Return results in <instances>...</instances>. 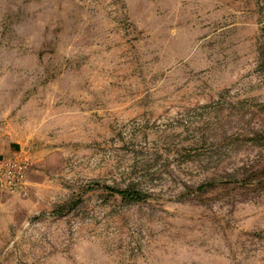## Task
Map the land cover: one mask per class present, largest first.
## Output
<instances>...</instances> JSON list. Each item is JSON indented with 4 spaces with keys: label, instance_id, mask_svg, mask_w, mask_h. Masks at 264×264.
I'll return each instance as SVG.
<instances>
[{
    "label": "rangeland",
    "instance_id": "1",
    "mask_svg": "<svg viewBox=\"0 0 264 264\" xmlns=\"http://www.w3.org/2000/svg\"><path fill=\"white\" fill-rule=\"evenodd\" d=\"M12 158L0 264H264V0H0Z\"/></svg>",
    "mask_w": 264,
    "mask_h": 264
},
{
    "label": "built area",
    "instance_id": "2",
    "mask_svg": "<svg viewBox=\"0 0 264 264\" xmlns=\"http://www.w3.org/2000/svg\"><path fill=\"white\" fill-rule=\"evenodd\" d=\"M26 164L14 158L0 161V183L9 191L17 190L24 181Z\"/></svg>",
    "mask_w": 264,
    "mask_h": 264
},
{
    "label": "trees",
    "instance_id": "3",
    "mask_svg": "<svg viewBox=\"0 0 264 264\" xmlns=\"http://www.w3.org/2000/svg\"><path fill=\"white\" fill-rule=\"evenodd\" d=\"M206 185H209V183L201 184L197 188L204 189ZM109 188L113 192H116L117 194L122 195L123 197L134 201L143 200L147 196L145 193L135 188H130V187L124 189L112 188V187Z\"/></svg>",
    "mask_w": 264,
    "mask_h": 264
}]
</instances>
